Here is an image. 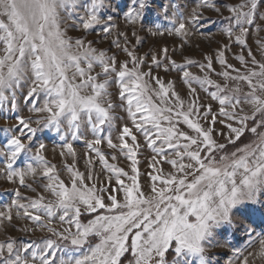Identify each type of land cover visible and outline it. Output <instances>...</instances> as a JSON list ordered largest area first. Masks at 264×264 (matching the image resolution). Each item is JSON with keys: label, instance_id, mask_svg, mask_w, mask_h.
<instances>
[{"label": "snow or ice", "instance_id": "6c2138e0", "mask_svg": "<svg viewBox=\"0 0 264 264\" xmlns=\"http://www.w3.org/2000/svg\"><path fill=\"white\" fill-rule=\"evenodd\" d=\"M150 7V0H131L124 14L137 44L135 25L143 23ZM111 8L112 0H0V118L11 120L20 111L21 98L39 117L33 121L17 114L16 126L3 129L9 139L0 148L6 161L0 174L36 192L25 179L39 171L47 181L43 191L52 197L29 198L14 190L15 198L0 211V228L24 219L32 227L20 231H47L51 236L0 242V264H123L126 253L127 264H213L208 251L229 246L220 238L225 228L236 227L234 216L245 206L264 205V59L258 60L248 43L250 30L258 20L264 22V0H242L227 8L222 31L228 43L218 46L213 56H205V63L187 59L178 64L166 47L161 50L163 60L158 55L138 56L128 47V32L117 31L112 44L125 54L121 62L116 54L109 56L92 42L68 35L70 28L87 32L101 26L104 38L111 36L117 28L114 17L106 14ZM209 9L223 15L215 0L192 4L171 0L156 11L171 27L161 30L157 23L149 32L163 36L166 31L179 37L183 47L190 33L214 23L204 16ZM257 44L264 49V41ZM235 46L239 52L233 55L240 67L228 61ZM160 69L180 75L191 97L187 103L174 82L154 75ZM242 85H247L246 91ZM113 86L119 104L110 92ZM201 91L217 102L220 116L238 125L227 124V142L234 144L247 131L253 135L250 143L225 151L226 144L213 135L217 117L211 105L198 103ZM117 108L130 126L125 123L114 142L111 130L116 127ZM33 123L60 134L64 141L60 155L67 153L74 161L73 142L83 138L82 129H89L93 138L86 145L102 167L101 176L106 175L103 184L101 176L92 174V159L87 161L92 169L87 176L75 164H66L70 185L60 179L44 155L43 143L32 152L30 144L38 131ZM16 128L19 135L14 134ZM25 135L28 143L21 139ZM105 141L130 162V173L109 162L99 147ZM142 148L151 153L148 191L140 182ZM22 153L32 162L18 170L14 165ZM110 159L116 161L117 156ZM165 163L171 168L167 173ZM84 216L93 218L84 223ZM56 219L67 227L62 231L51 227ZM245 232L247 247H231L228 264H254L257 256L264 259V235L254 237L248 228ZM253 247L258 251L244 254Z\"/></svg>", "mask_w": 264, "mask_h": 264}, {"label": "rangeland", "instance_id": "374dc122", "mask_svg": "<svg viewBox=\"0 0 264 264\" xmlns=\"http://www.w3.org/2000/svg\"><path fill=\"white\" fill-rule=\"evenodd\" d=\"M87 2V0H82V3ZM177 3H184V0H176ZM189 4H192L193 0H188ZM238 2H242V0H215V3L221 6V12L223 15L218 14L216 11L209 9L204 12L205 18L209 23L205 25L203 29L195 30L194 32L190 33L187 38V43L181 47V40L179 37L175 35H168L165 31V35L160 36L156 35L153 36L150 34L149 29L155 30V25L157 23L160 24L161 30H166L167 28L171 27L167 21H164L159 16L156 15V11L162 5H168L171 3V0H150L151 7L146 11L144 20L142 24L135 25V31L140 38V43H136V38L132 36L131 29L133 26L127 24L124 19V14L128 11L129 7H131V0H112V8L108 10L106 14H110L114 17L113 23L117 25V28L113 31L111 36H108L106 39L104 38V34L101 31V26H96L93 30H89L85 32L83 29L77 31L75 29H69L68 35L71 36L73 39H82L86 43L92 42V46L96 47L98 50H103L108 53L109 56L116 54L118 59L122 62L125 59V54L113 46L112 42L116 39V32L117 31H127L129 35L128 47L131 50H134L138 56L141 57H149L151 55H158L161 60H163V55L161 50L163 48H168L169 52L168 55L171 59L176 60L178 64L184 63L187 59H192L193 61L199 63H205L204 57L205 56H213L218 49V46H222L225 43H228L226 36L222 31V25L225 22V18L229 16V12L227 11L228 7L234 6ZM190 10V9H189ZM69 24L71 22H68ZM257 28L260 30L257 31ZM205 34H201V33ZM121 44L123 46V38H120ZM257 41H264V22L257 21V24L250 30V36L248 39L249 46L252 49L253 54L256 56L258 60L264 59V49H261ZM234 52H239L238 46L233 47L231 51L228 53V61L229 63L233 64L236 67H240L238 59L233 55ZM246 55V53H245ZM150 63V59L148 60ZM217 71L220 70V66L216 65ZM143 70L147 71V67ZM99 71V69H96ZM191 71L194 73L199 74V69L196 67H192ZM154 75H158L161 79L165 81H172L175 84L176 90L180 93L181 97L185 99L187 103L188 100L191 99L190 95L188 94V88L186 85L183 84V81L180 79V75L176 72L165 74L162 69L155 70ZM213 79H217L213 76ZM244 90H247V85H242ZM26 92V89H25ZM110 92L113 93V100L114 103L119 104L118 99V89L113 86L110 88ZM200 99L198 103H201L205 106L211 105L212 107V114L217 117V122L214 126V138L219 143L226 144L225 151H234L237 147H242L245 143H250L253 139V135L250 132H245V135L240 138V140L236 141L234 144H229L227 139L230 135L229 129L227 124L232 123L233 126H238L232 121H228L225 117L219 115V105L216 101L211 100L210 97L206 95L204 92L198 93ZM43 100V94L40 95V101ZM39 106V105H38ZM29 104H26L23 99L19 100V109L18 113L12 114L13 118L9 121H5L4 119L0 118V148H3L9 139V135L6 134L3 129L5 128H14L17 124L15 120V115H21L25 119L36 120L39 117L37 114H34L29 111ZM247 111V108L245 109ZM250 114V113H249ZM3 113H0L2 116ZM113 115L117 117L116 127L111 130V134L113 137L114 142L116 141V137L119 134L120 128L124 126L125 123H128L130 126V121H127L126 114L117 108ZM33 128H37L38 131L36 135L32 138L30 147L32 148V152H35L36 147L40 143L45 145L44 155L49 162V164L55 165L57 172L59 173L60 179H62L66 184L70 185L71 179L70 174L67 172L65 165H72L75 164V167L80 172L84 173L86 176L92 171V169L88 166V159H92L94 165V171L92 174L96 176H101L102 167L97 158H95V154L92 153L86 145L87 140H91L93 135L91 131L87 128L82 129L83 131V138L78 141L73 142V147L76 151V158L75 161L71 156H68L65 153V156H61L60 152L64 150L62 145L64 141L61 140L60 134H58L54 129H47L42 128L40 125L33 123L31 125ZM208 126V125H205ZM249 126H252V121H249ZM26 131V130H25ZM109 129L105 127L104 136H107ZM222 133V135H221ZM19 135V129L16 128L15 133ZM21 139L23 142L28 143V140L25 136H22ZM141 143L143 140L141 138ZM101 150L109 157L110 163H115L118 167L124 168L125 171L131 172L130 169V162L118 152H114L113 150L107 147L106 141L102 143L100 146ZM31 155V154H27ZM111 155H116L117 160L112 161L110 159ZM150 150L147 148L141 149V154L139 156L140 164V182L142 187L145 191H148L150 180L148 173L151 171L149 168L150 163ZM26 162H32L30 159H26V154L22 153L14 167L16 169H23L25 167ZM5 159L0 157V168L5 166ZM164 172L167 173L171 170L170 165L163 164ZM106 179V175L101 176L100 183L103 184L104 180ZM26 185H31L32 188L36 189V192H32L27 188L21 187L19 185V181L17 179L16 183H10L6 179V176L0 174V211L6 210V206L11 203V201L15 198L14 197V190L19 189L23 196L29 198H36L39 194L45 195L47 199H52L49 193L43 191V185L47 183L46 180L42 179L40 172L38 171L36 177H26L25 179ZM91 183V182H89ZM111 187H116L114 182ZM107 193H105V198ZM122 198V194L121 197ZM95 215V214H93ZM88 217V216H85ZM93 218V217H92ZM89 219V218H88ZM87 218L82 220L84 223L87 222ZM234 222L236 227L235 228H225L223 230L224 235L220 238L221 242L223 240L229 241L228 247H213L209 249L208 255L209 257L214 258L213 264H228V260L230 257L233 256V252L230 250L231 247L241 248L244 249L247 247V241L249 236L245 232V228L250 229L252 235L254 237H259L264 235V205L256 204V205H248L245 208L241 209L234 216ZM51 227L55 228L58 231H62L67 225H63L56 219L51 225ZM31 222L26 221L24 219H13L11 224H7L5 227L0 228V242H4L8 238L18 239V240H37L39 241L41 238L50 237L51 234L47 231H40L36 230L35 232H28L25 233L20 231L22 228H31ZM55 239V237H51ZM258 251L256 247L248 248L244 254L247 255L248 252H255ZM60 253L57 254L59 257ZM124 258H130V254L126 253L125 257H122V261ZM171 254H169L168 259L171 260ZM252 258L250 257V260ZM127 264V263H124ZM254 264H264V259H261L257 256L254 261Z\"/></svg>", "mask_w": 264, "mask_h": 264}, {"label": "trees", "instance_id": "16d2710c", "mask_svg": "<svg viewBox=\"0 0 264 264\" xmlns=\"http://www.w3.org/2000/svg\"><path fill=\"white\" fill-rule=\"evenodd\" d=\"M93 216H94V215H93ZM86 218H87V219H88V218H89V219H91V218H92V216H88V217H85V216H84V217H82V220H84V221H85V219H86ZM123 260H124V261H123V264H124V263H127V261H128V258H124Z\"/></svg>", "mask_w": 264, "mask_h": 264}]
</instances>
